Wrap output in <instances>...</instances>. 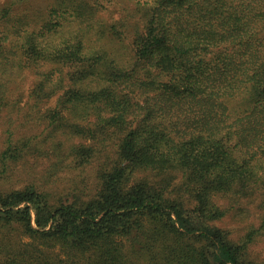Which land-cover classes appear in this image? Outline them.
<instances>
[{
  "label": "trees",
  "instance_id": "16d2710c",
  "mask_svg": "<svg viewBox=\"0 0 264 264\" xmlns=\"http://www.w3.org/2000/svg\"><path fill=\"white\" fill-rule=\"evenodd\" d=\"M114 1L0 6V264H264V0Z\"/></svg>",
  "mask_w": 264,
  "mask_h": 264
},
{
  "label": "rangeland",
  "instance_id": "374dc122",
  "mask_svg": "<svg viewBox=\"0 0 264 264\" xmlns=\"http://www.w3.org/2000/svg\"><path fill=\"white\" fill-rule=\"evenodd\" d=\"M50 1L51 0H31V8H34V10L36 9L38 12L37 14L41 16L42 9L46 8V5H48ZM3 2L4 0H0V6ZM126 6H128V4ZM126 6L123 2H121V0H116L111 4L107 3V11L103 15L105 17H110V14L114 17L120 15L122 16L126 12ZM58 35L60 34H56L55 37L52 38V42H60L62 40L64 34H62L61 37H58ZM36 82L37 79L35 75L27 67L22 68L19 75L11 76L5 87L7 103L5 105H0V136L2 134V130L9 127L10 124H14V126L18 125L19 127L21 126L19 130L22 132L25 131V128L22 127V124L24 123L23 108L25 107L26 100H28L31 89L36 85ZM12 102H15V104ZM41 165L42 162L39 163L38 169L41 168ZM24 170L25 166H22L15 172L6 175L3 182L13 185H20L27 182L29 180L27 178L30 177V174ZM39 172L40 171H36L37 175H39ZM70 178L71 176L69 174H62L61 178H59L57 182L58 186L61 187V189L66 188L67 184L69 185V181L71 180ZM224 226L239 230L236 220L234 221L230 218H226ZM254 251L261 254V256H264V238L260 239L256 246H254Z\"/></svg>",
  "mask_w": 264,
  "mask_h": 264
}]
</instances>
